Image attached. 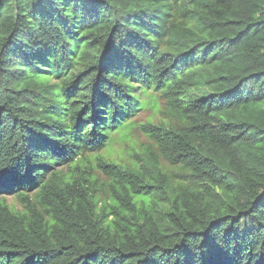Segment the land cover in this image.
I'll return each mask as SVG.
<instances>
[{
    "label": "trees",
    "instance_id": "obj_1",
    "mask_svg": "<svg viewBox=\"0 0 264 264\" xmlns=\"http://www.w3.org/2000/svg\"><path fill=\"white\" fill-rule=\"evenodd\" d=\"M0 264H264V0H0Z\"/></svg>",
    "mask_w": 264,
    "mask_h": 264
},
{
    "label": "rangeland",
    "instance_id": "obj_2",
    "mask_svg": "<svg viewBox=\"0 0 264 264\" xmlns=\"http://www.w3.org/2000/svg\"><path fill=\"white\" fill-rule=\"evenodd\" d=\"M131 121L135 123L131 130L126 134H115L111 147L102 151L99 155L106 157L110 162L123 163L129 161V155L132 150L133 152L140 153L152 143L148 136L142 132L140 125H145L150 122L154 123V125H161L175 122V118L167 111L166 106L162 102L158 108L148 105L146 109L140 111ZM101 178L104 179L102 174ZM8 201L10 204L14 202L10 197Z\"/></svg>",
    "mask_w": 264,
    "mask_h": 264
}]
</instances>
